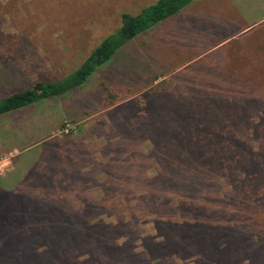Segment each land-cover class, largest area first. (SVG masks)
I'll return each mask as SVG.
<instances>
[{
  "label": "rangeland",
  "instance_id": "374dc122",
  "mask_svg": "<svg viewBox=\"0 0 264 264\" xmlns=\"http://www.w3.org/2000/svg\"><path fill=\"white\" fill-rule=\"evenodd\" d=\"M193 1L125 42L81 86L0 114V264H264V177H246L234 157L212 165L195 152L188 170L194 160L211 166L206 183L214 187L177 188L174 201L163 183L173 155L187 154L176 131L218 136L216 124L191 126L190 85L199 92L196 122L224 97L203 100L201 89L228 83L250 107L249 127L235 136L258 128L264 139V20L236 33L258 20L264 0H210L197 14ZM153 2L0 0V98L74 70L119 26L121 12ZM198 19L209 29L196 31ZM155 83L191 103H180L181 112L167 103L169 118L155 116L136 103L152 100ZM106 88L117 95L112 106ZM154 116L155 129L147 123ZM258 139L241 152L259 153ZM231 167L239 173L230 176ZM30 180L38 184L29 188Z\"/></svg>",
  "mask_w": 264,
  "mask_h": 264
},
{
  "label": "trees",
  "instance_id": "16d2710c",
  "mask_svg": "<svg viewBox=\"0 0 264 264\" xmlns=\"http://www.w3.org/2000/svg\"><path fill=\"white\" fill-rule=\"evenodd\" d=\"M192 0H155V2L142 7L139 12L135 14H130L127 12H121L120 13V23L119 26L111 33L105 35L90 51L89 53L83 58V60L80 62V64L72 71L66 73L65 75L61 76L60 78L56 80H35L31 82L28 86L24 87L23 89L19 91H15L12 93H9L5 96H2L0 98V114L6 113L11 110H15L24 106H27L29 104H32L36 101H39L41 99L49 98V97H59L72 88L81 86L85 81L86 78L93 72V70L102 65L104 62L109 60L114 54H116L117 50L120 49L121 46L124 45L125 42L131 40L134 38L137 34L140 32L149 29L151 26L155 25L159 21L165 19L166 17L176 13L179 9L187 5ZM227 76L226 78H228ZM153 79H156L155 76H153ZM226 83L220 84L218 87H212L207 86L201 89V99L208 100L210 93L213 92H219V94H223V99L217 104V103H210L212 104L213 112L210 113L209 116L203 117L200 123L196 122V102L198 100V90L194 85H190L188 88V91L186 92L187 96L191 99L194 97L193 102L195 103L194 106L191 104L194 110V119L191 122V126L199 127L204 126L209 127L211 125H215V128L217 129V135L211 134V136L207 137H200L197 138V134L190 136V134H187V138L182 137V131L178 130L176 131L178 134L175 136L177 138L178 142L182 143L183 146L185 144V140H187L188 144L185 146V150L187 149V154H179L175 153L173 155L172 161L175 163H171L169 165H166L165 171H163V183L167 185V188L171 191L172 195L174 192V198H172L174 201L181 200L178 197V191L181 188V190L189 194L190 192L194 191L195 189H203L208 187H214L216 183L212 181L213 179H209L208 183H206V180L210 177V174L212 172L211 166L201 169L198 165L195 167V163L197 162L194 160L195 163L192 165V170H188L187 165L189 163V158L191 153H197L196 155H202L203 160L201 163L205 162L206 160H211L212 165L221 163L225 158L228 157H234L235 166L239 168V170H244V175L246 177L249 176V174L253 171L256 172L255 176L264 177V139L261 138L263 132H260L257 128L253 129V134H246L247 131L243 132V139L238 138L235 136L234 131L236 132L240 128L243 127H249V119L246 116V113L250 111V107L247 106L244 102H241L236 95L238 92L240 93L241 90L238 88H233V86H229L227 83V86H224ZM157 83L150 87L148 89L147 94L152 95V100L150 102L144 101L141 96L136 98V103L138 106L145 107V109H149L150 106H153V111L155 112V116H161V118H169L168 116L164 117L162 116L164 109L167 108L168 104H173V107L176 109V111H185V106L179 105L180 103H188L189 101H181L177 97L176 92L168 90V88H156ZM205 89V90H204ZM110 89L106 88L105 92V104L107 106H112L117 98L116 93L111 92ZM174 92V93H173ZM169 94V95H167ZM241 94V93H240ZM162 96V97H161ZM245 96L242 95L240 97L241 99ZM196 98V99H195ZM246 100V99H244ZM168 103V104H167ZM191 103V102H189ZM210 104H203V106ZM172 106V105H171ZM223 111H228L231 113V115H228L229 113L225 114ZM155 116L152 118H149L147 120L151 121V127L154 129L156 128L155 123ZM196 116V117H195ZM259 121L263 122L264 125V117L259 116ZM154 124V125H153ZM188 126V125H186ZM223 128H226L225 132L222 130ZM256 128V126H255ZM232 129V130H231ZM224 133V134H222ZM207 133H203L202 136L206 135ZM214 135V136H213ZM214 138V139H213ZM253 138L258 139V144H261L256 154L250 153H242V149L245 147H240L241 145L250 144ZM263 140V142H261ZM191 143H194L197 145V143L201 144H211L212 147H193ZM217 145V146H214ZM244 145V146H245ZM182 148V147H181ZM236 149H238L240 154H236ZM179 150V147L178 149ZM250 152V151H249ZM236 154V155H235ZM252 155H257V159H253ZM195 155V158H197ZM235 155V156H233ZM181 156V157H180ZM183 156V158H182ZM194 157V156H193ZM181 158L183 160H181ZM188 159V161L183 162L184 160ZM247 159V162L249 163V170H246V164L244 160ZM199 161V160H198ZM191 163V162H190ZM233 163V162H232ZM232 168V174L230 173V176H234L238 174L239 172L236 171V173H233V167ZM252 170V171H251ZM36 179V178H35ZM1 184V183H0ZM38 182L35 180H30L27 182V185L29 188H31V185H37ZM165 185H163V189H165ZM1 188V186H0ZM179 188V189H177ZM235 188H238L235 186ZM238 189H241L240 187ZM215 193L217 194L218 190L217 187L214 188ZM22 191V190H21ZM188 193H187V192ZM233 189L231 190V192ZM183 194V193H182ZM226 197L225 194L223 195V198ZM165 199L162 200L163 203H168L167 197H164ZM6 199V197H5ZM210 201L213 200L212 197L208 198ZM221 199V198H220ZM6 201V200H5ZM207 215H211L210 210L206 211ZM164 214H167L164 212ZM87 230L80 231V233L84 234L87 233Z\"/></svg>",
  "mask_w": 264,
  "mask_h": 264
},
{
  "label": "crops",
  "instance_id": "0c3cea01",
  "mask_svg": "<svg viewBox=\"0 0 264 264\" xmlns=\"http://www.w3.org/2000/svg\"><path fill=\"white\" fill-rule=\"evenodd\" d=\"M208 2H210V0H194V1H193V11H194V13L197 14L196 11H203V10H202V6H203L204 4H206V3H208ZM257 19H258V20L254 21V22H250L251 24L248 23V24H246V26H241V27L237 30L236 33L244 32L245 29H246L248 26H250V25H252V24H254V23H256V22H259V21H261V20H264V10L262 11L261 16H259ZM201 22H202V23H201ZM194 23H195V26H196V31H198V28H201V26H205L206 29H209L208 25H205V23L202 21V19H198V20L194 21ZM220 23H223L224 26L228 25V22H225L224 20H223L222 22H220ZM197 27H198V28H197ZM225 39H227V38H225Z\"/></svg>",
  "mask_w": 264,
  "mask_h": 264
}]
</instances>
